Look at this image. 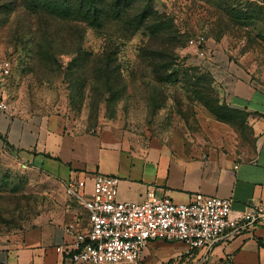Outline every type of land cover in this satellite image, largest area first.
Segmentation results:
<instances>
[{
	"label": "crops",
	"instance_id": "1",
	"mask_svg": "<svg viewBox=\"0 0 264 264\" xmlns=\"http://www.w3.org/2000/svg\"><path fill=\"white\" fill-rule=\"evenodd\" d=\"M251 1L264 5V0ZM206 50L202 59L191 47L193 62L212 75L220 101L243 115L255 139L252 157L239 151L236 126L213 115L216 140L205 149L199 142L145 141L112 129L74 130L63 116L19 111L4 90L0 49V153L47 173L50 187L42 190L49 202L29 228L0 236V264H73L60 251L74 241L66 230L89 226L88 213L66 195L65 183L74 175L86 179L89 190L97 174L117 178L121 202H143L154 193L176 204H191L202 194L231 199L234 212L264 207V81L233 58L223 43L208 40ZM201 262L264 264V219L193 251L179 242H151L141 264Z\"/></svg>",
	"mask_w": 264,
	"mask_h": 264
},
{
	"label": "rangeland",
	"instance_id": "2",
	"mask_svg": "<svg viewBox=\"0 0 264 264\" xmlns=\"http://www.w3.org/2000/svg\"><path fill=\"white\" fill-rule=\"evenodd\" d=\"M156 8L170 13L185 35L183 47L177 51L178 63L167 73L169 79L164 84L156 82L141 64V49L148 41L142 33L122 41L86 28L83 51L113 61L108 81L93 79L94 65L88 61L80 66L71 64L74 55L69 45L58 50L59 67H35L27 45H9L6 28L0 27L3 60L11 64L4 81L10 105L19 111L63 116L74 130L96 133L112 129L139 140L199 142L208 148L216 140L214 121L189 91L188 76L199 74L188 68L212 75L194 64L187 41L200 35L223 43L233 58L264 81V5L251 0H157ZM227 8L238 16H228ZM225 116L233 119L240 134L239 151L252 157L255 139L244 118L235 112ZM47 176L0 153V236L24 231L33 224L49 202L42 192L50 189Z\"/></svg>",
	"mask_w": 264,
	"mask_h": 264
},
{
	"label": "trees",
	"instance_id": "3",
	"mask_svg": "<svg viewBox=\"0 0 264 264\" xmlns=\"http://www.w3.org/2000/svg\"><path fill=\"white\" fill-rule=\"evenodd\" d=\"M156 1L0 0V27L6 28L9 45H27L35 67H59L58 50L60 46L69 45L74 55L71 64L80 66L88 61L94 65L93 79L108 81L113 61L111 57L83 51L86 28L122 41L142 33L148 41L141 49V64L151 71L156 82L164 84L169 79L167 73L178 63L177 51L183 47L185 35L176 27L170 13L156 8ZM226 14L233 18L238 16L228 8ZM188 71L199 74L198 77L188 76L189 91L218 121L235 125L225 113L242 114L220 101L213 78L192 68Z\"/></svg>",
	"mask_w": 264,
	"mask_h": 264
},
{
	"label": "built area",
	"instance_id": "4",
	"mask_svg": "<svg viewBox=\"0 0 264 264\" xmlns=\"http://www.w3.org/2000/svg\"><path fill=\"white\" fill-rule=\"evenodd\" d=\"M207 42L198 36L189 45L196 49V56L206 59ZM1 66L3 76H8L10 62L4 60ZM118 183L117 178L100 174L94 177L91 190L86 179L75 175L65 183L66 195L88 213L89 222L86 230L74 225L66 230L74 241L60 251L73 264H141L151 242H179L193 251L211 247L264 219L261 205L234 212L231 199L202 194L191 204H176L154 193L143 202H121Z\"/></svg>",
	"mask_w": 264,
	"mask_h": 264
}]
</instances>
